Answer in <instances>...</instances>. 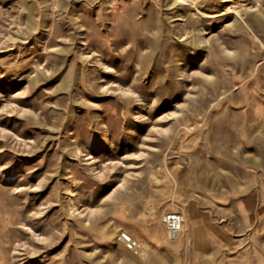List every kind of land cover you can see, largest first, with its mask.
<instances>
[{
    "label": "rangeland",
    "instance_id": "374dc122",
    "mask_svg": "<svg viewBox=\"0 0 264 264\" xmlns=\"http://www.w3.org/2000/svg\"><path fill=\"white\" fill-rule=\"evenodd\" d=\"M0 264H264V0H0Z\"/></svg>",
    "mask_w": 264,
    "mask_h": 264
},
{
    "label": "built area",
    "instance_id": "2783aa9c",
    "mask_svg": "<svg viewBox=\"0 0 264 264\" xmlns=\"http://www.w3.org/2000/svg\"><path fill=\"white\" fill-rule=\"evenodd\" d=\"M185 217L182 212H171L163 215L162 223L166 228L171 240H177L184 228ZM122 241L131 251H136L139 247L138 242L130 235L123 234Z\"/></svg>",
    "mask_w": 264,
    "mask_h": 264
}]
</instances>
